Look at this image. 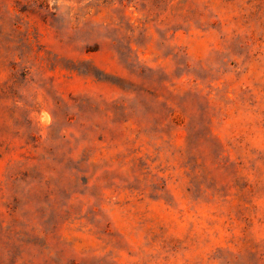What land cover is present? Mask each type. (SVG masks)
Returning <instances> with one entry per match:
<instances>
[{"label":"rangeland","instance_id":"374dc122","mask_svg":"<svg viewBox=\"0 0 264 264\" xmlns=\"http://www.w3.org/2000/svg\"><path fill=\"white\" fill-rule=\"evenodd\" d=\"M0 264H264V0H0Z\"/></svg>","mask_w":264,"mask_h":264},{"label":"bare ground","instance_id":"6f19581e","mask_svg":"<svg viewBox=\"0 0 264 264\" xmlns=\"http://www.w3.org/2000/svg\"><path fill=\"white\" fill-rule=\"evenodd\" d=\"M42 115V114H41ZM47 116V115H46ZM42 117V116H41Z\"/></svg>","mask_w":264,"mask_h":264}]
</instances>
